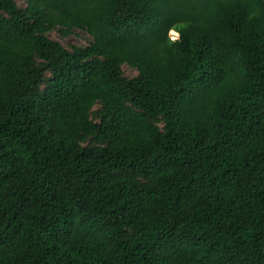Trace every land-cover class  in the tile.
<instances>
[{"label": "trees", "instance_id": "obj_1", "mask_svg": "<svg viewBox=\"0 0 264 264\" xmlns=\"http://www.w3.org/2000/svg\"><path fill=\"white\" fill-rule=\"evenodd\" d=\"M21 1L0 264H264V0Z\"/></svg>", "mask_w": 264, "mask_h": 264}, {"label": "rangeland", "instance_id": "obj_2", "mask_svg": "<svg viewBox=\"0 0 264 264\" xmlns=\"http://www.w3.org/2000/svg\"><path fill=\"white\" fill-rule=\"evenodd\" d=\"M17 3L21 4V0H16ZM49 37L55 40H58L61 42L63 45L67 46L69 44H84L86 42V35L85 33L81 31H76L75 34H72L68 37L61 38L59 37L56 33L51 32L48 33ZM169 35L171 38L177 37V33L174 30L169 31ZM124 71L126 74H132L131 70L128 67H123Z\"/></svg>", "mask_w": 264, "mask_h": 264}]
</instances>
